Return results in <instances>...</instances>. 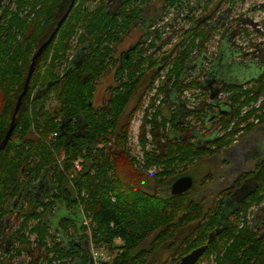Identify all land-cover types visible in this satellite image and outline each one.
<instances>
[{"label":"trees","instance_id":"16d2710c","mask_svg":"<svg viewBox=\"0 0 264 264\" xmlns=\"http://www.w3.org/2000/svg\"><path fill=\"white\" fill-rule=\"evenodd\" d=\"M71 1L18 0V11L29 8L33 18L20 17L6 8L1 15L0 146L10 129L33 57L67 13ZM116 1L77 0L56 38L36 59L28 93L15 119L14 134L0 152V264H9L8 256H19L23 247L30 257L28 264H97L93 244L116 251L111 264H150L153 251L141 248L148 239L154 237L153 245L162 246L194 222L193 235L185 238L172 264L200 248L204 254L197 264L211 257H215L216 264H263L264 238L250 226L247 215L263 201L264 159L256 173L258 189L243 198L231 216L224 218L220 207L205 217L190 194L160 195L146 189L150 181L171 188L172 182L184 174L181 166L186 169L213 153L197 149L190 140L178 136L181 129L187 128L181 126L169 99L163 100L168 116L163 112L164 105H153V113L146 110L139 138L141 161L128 146L132 117L142 104L138 101L132 106L131 102L139 96L142 82L151 75L156 81L164 72L170 85L167 87L177 95L184 89L199 88L201 83L197 81L190 86L181 81L193 76L191 66L201 57L196 53L207 48L225 15L217 8L210 14L204 12V23L200 19L193 24L180 37L181 42L163 53H168L166 61L154 56V42L144 46L139 43L118 59L117 45L156 0H123L114 8ZM167 1L176 9V2H181ZM212 20L213 28L207 25ZM244 33L250 34L247 29ZM75 51L80 61L63 77ZM116 67L121 84L113 88L107 108L97 109L93 105L97 84ZM223 90L229 93L232 110L220 126L232 131L216 142L219 151L232 144L236 136L264 125V67L258 78L240 85L227 84ZM51 96L57 103L55 108L48 106ZM260 101L259 107L242 113L244 107ZM202 106L207 105L203 102ZM199 112L197 109L187 114H196L198 119L204 116ZM255 120L259 122L255 124ZM146 124H150V132ZM168 124L173 132L167 133ZM79 159H83L82 168L74 178L71 174ZM153 168L156 171L149 174ZM46 175L56 185L47 201L31 190ZM58 207L69 210L71 217L54 224L49 218ZM85 217L91 219L92 230L84 225ZM33 234L37 247L31 244Z\"/></svg>","mask_w":264,"mask_h":264},{"label":"flooded vegetation","instance_id":"af4514ba","mask_svg":"<svg viewBox=\"0 0 264 264\" xmlns=\"http://www.w3.org/2000/svg\"><path fill=\"white\" fill-rule=\"evenodd\" d=\"M17 1L18 0H0V20H1V15L2 14L4 15L5 8L10 10V11H15L16 13L19 14L20 17H24V16L28 15V16H31V18H33L35 16L32 13L31 9H29V8L24 9L26 7H21L20 10L18 11V7L15 4ZM181 1H183V0H181ZM176 3L179 4V2H176ZM113 5H115V3H113ZM217 7H218V5L216 6V8ZM114 8H115V6H114ZM147 8L145 9L144 18L142 19V21L139 23H136V25L130 30V32L127 34V36H125L123 38V40L120 42V44L117 45L116 57L118 59L124 57L125 54H127L132 49H134L137 46V44L141 43V46H144V45H147L148 42H152L151 37L154 34L156 36L157 26L155 27V25H156L157 20L149 17ZM3 9H4V11H3ZM192 9H194V8H190V10H192ZM169 10H175L176 11V10H180V8H178V7H177V9L175 7L171 8L169 5V8L165 11V13L167 14ZM221 10H222V7L220 8L219 13L222 12L221 15H225V18L221 19L222 20L221 21V23H222L221 29H223L225 27L224 25H227V20H228V16H229V15L227 16L226 14L231 9L227 8L223 11H221ZM229 14H230V12H229ZM203 17H204V15L202 17H199L197 20L192 21L193 24L198 22ZM190 19H192V18H190ZM240 20H242V19H239L238 21H240ZM233 21H236V20L232 19L231 24L228 25L230 32H232V33H229L230 36H228L224 40V38H225V34H224L221 36V38L219 40V41L223 40L224 42L222 41V43L220 42L221 44L219 43V47H218L217 55H216L218 57L213 58V57H210V55L207 56L206 60L210 61L212 64L210 66H208L206 73L198 74V75H194V73H193V76L189 77L190 81H192V80L195 81L194 77L202 75V77L200 78V81H197L198 84L201 83L200 84L201 88L200 87L199 88L193 87L192 89H187V90L184 89V91L180 95H177V93H175L169 87H167V85L168 86H170V85L168 83V80L166 81V75H164L160 81H159V78L156 81H154L155 79L151 75L150 79L146 78L142 82V84L139 88V91L137 92L140 94V99H141V100L138 99V101L143 103V105L145 104V97L152 94V96L149 97V99H150L149 104L147 106H145V108L141 104V106L143 108H139L137 110V112L134 114V116L132 117L131 126H130V129H131L133 120L135 123L136 114L139 111L143 110V116L141 119V123L138 126V128H139L138 142H139V138L141 136V130L145 126L144 117L146 114V110H148L149 113H153L154 109L152 108V106L154 105L156 108L162 107L164 105L163 100L165 98H167L170 100L169 106L174 105L173 108L176 110L175 114L178 115V121L181 122V126L187 128L186 131H183L181 129L178 136L182 137L184 141L190 140V143L194 144L197 149H202V150H206V151L207 150L213 151V153L211 152L212 154H209L200 160H196V162L192 165H195L204 159L208 160V162H210V164L212 165L210 170H209V174L206 175V178L204 177L202 179V181H200V182H202V185H204V182L206 179H210V183L214 184V186H215L219 182V179L221 181H223L225 176H231L229 185L223 184L225 187L219 191V194L218 193L217 194L216 193H214V194L213 193L212 194L207 193L209 195V197L207 196L208 199H212V198L216 199V201L214 203L215 204L214 207L211 206V203L209 202L207 204L206 208L204 209L201 206V204L199 202H197V200L192 196L194 193V190L196 188L195 178L191 175H186L187 169L189 168V166H192V165L189 164L186 169L183 168V166H181V169H183L184 174L181 177H179V178H182V177H191L192 178V180H193L192 187L187 192H185L181 195L190 194L192 199L194 200V202L197 203V206L201 208V211L203 212L202 216H205V217L212 210H214V209L218 210L220 207H221V213L225 216L224 218L231 216L232 213H234V211L238 209L239 203L242 201V199L243 198L246 199L249 195H251L253 192H255L258 189L257 188V182H256V178H257L256 173L258 172L259 166H261L263 164V159H264V152H263V148H262L263 140L261 138L262 136L259 134V131H258V130L263 131L264 125H259L258 127H256V129H255L256 131L254 130V132H252V133H249V134L245 133L242 136H240L241 134L236 136L235 139L233 140L232 144H230L226 148L222 149L221 151H219L217 148L216 142L219 143V141L224 137V135H226L227 132L232 131V128H229L226 131H224L220 126V122L222 121V119L225 118L226 116H228L232 110L231 105H230L229 100H228L229 93L225 92L223 90V87H225L227 84H233V85L244 84L245 82H247L251 79L258 78L261 75V73L263 72V67H264V47L260 48L259 45L255 46V47L253 46V48H254L253 54H247L248 56H250L249 58H247L248 63H243L240 61L236 62L233 60L234 55L239 56V57L243 56V53L241 52L242 48L232 50L230 48L231 43L227 42L226 40L231 39V37L233 38V35L235 36V35L243 34L245 36V38H248L250 35V34L246 35L244 33L245 29H247V28H240L241 24H238L237 21L236 22H233ZM211 22H213V20L208 21L207 25L209 27L213 28V24ZM263 22H264V20H263ZM202 23H204V19H201V24ZM260 30H261L260 27H258V29L254 28V30H252V32L255 33L256 35H263L264 36V30H261V31ZM152 31H154V33ZM219 32H220V30H218V32H216V33L218 34ZM155 36H154V38H155ZM155 39H158V38H155ZM124 41H130V42L135 41V43L133 45L130 44L129 47L127 48V50L120 51L119 47ZM210 43L207 45L206 49L202 50L201 52H197L196 55L202 56V55H204L203 53L207 54ZM155 44L157 45V43H155ZM163 45L164 44L162 42L161 45H157V47L155 49H152V50L154 52L155 57H160V58L164 57L162 60L166 61L168 59V56H167L168 53L165 54V56H164V54H163L164 52H161V50L163 49ZM258 51H259V53H258ZM79 55H80L79 52H77V51L73 52V55L71 56V59H70L71 63H69V68H68L67 73H69L71 71L73 66L78 65L77 63H79V61H80ZM162 60H161V62H162ZM118 62H119V60H118ZM251 65L252 66L254 65L256 68H258L260 73L255 77L253 76V77L247 78L248 76L247 75L245 76L243 70L241 71V70H239V68L242 67L243 69H248V68H251ZM162 67H163V65L160 66V68H162ZM214 67L216 68V70L214 72L215 75H213V74L209 75V71L212 70ZM236 71L238 73H240V77L233 79L230 74H233V72H236ZM67 73H64L65 75L63 74V77L66 76ZM118 73L119 72H117V67H116V68L108 71L103 76V78H101L99 80V82L97 84V88L98 89L101 88V89L97 93V95H95V99H94V103H93V105H95L97 107V109L107 108L108 103L111 100L110 96L112 95L113 88L120 86V84H121L120 79H122V77L119 78L120 75H118ZM213 77H215L216 79H210V80H216L215 82L209 81L207 84L202 86V82H205L209 78H213ZM108 78L114 80V82L110 85H108L109 84L108 83L107 84L108 86L105 85L106 87H103L104 81ZM185 78H188V77L185 76ZM144 82H146V86L143 88L142 85ZM99 85H101V86L99 87ZM151 85H153V86H151ZM162 86L165 88V90H164L165 92L161 91ZM150 87H151V90H149ZM205 87H207L209 89V93H210L209 97L211 99V102H208L207 100L200 101V102H205V104L207 105V106H205V108L202 105L199 106V104L197 106H193L192 108L189 107L187 104L188 102L185 100L183 94L187 95V93H188V96L190 97L189 92L198 89L199 92L202 93V95H203V94H205L203 92V90L206 89ZM154 91H155V94H154ZM169 94H171V95H169ZM98 95H100L99 101H98V97H99ZM161 95L163 97H161ZM222 95H226V99H227L225 102H223L224 104H221L220 102H218V98ZM211 96H213V98H211ZM197 97L198 96H195V98H197ZM158 98L160 99L159 101H158ZM175 99H177V101ZM134 100L135 99L132 100L131 105H132ZM261 101L258 102L256 105H255V102H252L251 104L253 105V107L250 106L249 109H252L255 106L259 107ZM178 103L184 104L187 107H189V111H191V110L194 111V110L199 109L200 112L198 114H200V115L203 114L204 116H202L201 118L199 117L197 119L196 114L188 115L187 114L188 112L186 111L187 110L186 106H183V109L178 110ZM164 106H167V105H164ZM164 106H163V108H164ZM181 110H182V112H181ZM14 113H15V111H14ZM128 113H129V110L127 109V111L124 115V116H126L125 121L127 120V117L129 115ZM242 113L244 114L246 112H242ZM149 119L151 120L152 118H149ZM191 119L195 120L196 122L193 123ZM12 120H13V116H12ZM209 121H211L212 124H215L216 127L208 126V128H206L205 130L207 132H209V130H210L211 134H210V136H208V138L203 139L202 137H200L201 131L199 130V128H203L202 124L204 122H209ZM258 122H259L258 120L254 121L255 124H257ZM198 125L200 127L196 128ZM146 126H147V130L150 132V129H151L150 124H146ZM14 131H15V129H14ZM14 131H13L12 135L14 134ZM170 132H173V131H172V128L170 129V125L168 124L167 125V133H170ZM241 133H243V131ZM12 135H11V137H12ZM129 135H130V133H129ZM128 139H129V137H128ZM139 144H140V142H139ZM263 145H264V143H263ZM140 147H141V144H140ZM214 150H215V152H214ZM141 152H142V149H141ZM223 156L227 157L228 160H225V159L221 160V158ZM136 158L138 159V157H136ZM219 162H222L223 166L220 167L221 163H219ZM179 178H177L174 182H172V185ZM172 185H171V192H172ZM46 186L48 188L44 189L43 187H46ZM55 188H56V185H54L52 178L50 176L46 175V178L43 180V182L42 181L37 182L35 186L31 187V190H34L35 194L38 197L41 194V191H43V189L48 190L49 195L47 194V196H45L46 199L44 198L45 201H47L48 200L47 198H50L52 196V193L55 190ZM172 195H174V194L172 193ZM181 195H179V196H181ZM262 197H263V201L259 204V206H254L249 210L248 215H247V220L249 221L250 226L253 227L255 229V231H257L259 236L264 238V192H262ZM39 198H41V197H39ZM55 209H57V208H55ZM205 210H206V212H205ZM251 213H253V214H252V217L250 218ZM53 218H54V211L51 213L49 221H52ZM83 245H84V242H83ZM196 251H197V253H199V251H200V253H199L200 256H199V258L195 264H197L199 262V260L202 258V254H204L203 248H200L198 250L195 249L193 252H196ZM193 252L184 256L178 264H180L185 257L191 255ZM211 259L215 260V257L214 258L211 257ZM214 264H216V262Z\"/></svg>","mask_w":264,"mask_h":264},{"label":"rangeland","instance_id":"374dc122","mask_svg":"<svg viewBox=\"0 0 264 264\" xmlns=\"http://www.w3.org/2000/svg\"><path fill=\"white\" fill-rule=\"evenodd\" d=\"M123 0H117L115 2V5H113V7L119 3H121ZM178 5V8H180V10H169L168 13L166 14L165 11L169 8V2L166 0H156L152 3V5H150V7L147 8L148 10V14L150 18H153L155 20H157L155 27L157 26V34L159 35L160 38L155 39L154 36L155 34L151 37L152 42L157 43V45H161L162 41L165 40L166 44L163 45V49L161 50V52H165L168 49H170L176 42H181L179 39L180 37L189 29L192 28L193 22L190 21V18H192L193 20H197L199 17H202L203 15L205 16L204 12H208L209 14L212 12V10H216V6L218 5V10L221 8L222 6V10H225L227 8H233L235 7V9H231L229 10V12L226 14L228 16V20H227V25H224L225 27L223 29H219L220 32L217 34L215 33L214 36L212 37L211 43L209 45L208 48V53L204 55H202L201 57L197 58L196 62L192 65L191 67V73H194V75H198V74H203L206 73L208 66H210L212 63L210 61H207L206 58L207 56L210 55V57L213 58H217V50L219 47V43L222 41H219L221 36L225 34V38L224 40L230 36L229 33L230 32L228 25L231 24L232 19L236 20L238 24L240 25V28H247L250 35L248 38H245V36L243 34L241 35H233V38L231 37V39H229V43H231L230 48L232 50L235 49H239L242 48L241 52L243 53V56L239 57V56H235L233 57V60L236 62H243V63H248V59L250 56H248L247 54H253L254 53V48L253 46H257L259 45L260 48L264 47V36L263 35H256L255 33L252 32V30L258 29V27H260L261 30H264V0H243L240 1L238 0L237 2L235 0H183L181 2L176 3ZM190 8H194L192 10H190ZM217 12V11H216ZM233 12V13H232ZM230 17V18H229ZM239 19H242L240 21H238ZM233 21V22H236ZM252 21L253 25L250 24L249 22ZM198 23V22H196ZM239 26V25H238ZM153 29V28H152ZM260 30V31H261ZM154 33V31H152ZM82 31L79 32V34H81ZM152 33V34H153ZM188 41H192V39L188 38ZM198 41V40H197ZM196 41V43H197ZM77 42V38H75L73 40L72 46L75 47ZM224 42V41H223ZM135 43V41L130 42V41H124L120 47L119 50H127V48L129 47V45H133ZM220 43V44H221ZM194 46H196V44H194ZM195 50L198 51L195 47ZM259 53V51H258ZM73 55V53H72ZM71 55V56H72ZM213 55V56H212ZM245 68V67H244ZM239 70H243L245 76L247 75L249 77H255L257 76L260 71L258 68H256L254 65H251V68L248 69H243L242 67L239 68ZM204 71V72H203ZM165 75V73H162L161 76L159 77V81L162 79V77ZM231 77L233 79H236L237 77H240V73L233 72V74H230ZM242 75V74H241ZM188 77V76H187ZM202 77V75L200 76H196L195 81H200V78ZM155 78V77H154ZM155 81V80H154ZM114 82V80L112 79H106L103 83V87H106L105 85H110ZM192 81H190L189 77L186 79H182L181 83L182 85H188L190 84ZM107 85V86H108ZM101 85H99L100 87ZM146 86V82L143 83L142 87L144 88ZM101 88H97L96 94L100 91ZM203 92L205 94L202 95V93L199 92V90H194L189 92L190 97L187 95L183 94L185 100L188 102V106L189 107H193V106H197L199 104L202 105L203 102H200L202 100H207L208 102H211V99L209 97V89L206 87L205 90H203ZM155 94V91H154ZM171 95V94H169ZM98 101L100 100V95H98ZM140 96V94H139ZM138 96V97H139ZM152 96L148 95L145 97V104L142 106L145 108V106H147L149 104V97ZM195 96H198L197 98H195ZM138 97L135 98V100L133 101L132 105L135 106L138 103ZM161 97H163L161 95ZM188 97V98H187ZM97 99V98H96ZM160 99L158 98V101ZM177 101V99H175ZM226 99V95H222L218 98V102H220L221 104H224L223 102H225ZM97 101V100H96ZM48 106H52L55 108V106H57V103L55 102V99L53 96H51V98L49 99L48 102ZM141 106V108H143ZM252 106V104H251ZM187 107V108H189ZM249 110V107L246 106L243 108L242 112H247ZM163 112L165 113L166 116L169 115V110H168V106H164L163 108ZM143 116V110L139 111L136 116H135V123L133 120L132 123V127L130 129V135H129V139H128V146L131 148L132 150V154L136 157H138V159L141 161L143 159V155L141 152V147L140 144L138 142V134H139V124L141 123V119ZM192 120V119H191ZM192 122H196L195 120H192ZM208 126H213L216 127L215 124H212L211 121L209 122H204L202 124L203 128H199L200 126L198 125L196 128H199V130L202 132H200V137H202L203 139L208 138V136H210L211 131L209 130V132H207L205 129L208 128ZM259 131V134L262 136V140L264 143V128L263 131ZM147 138L149 140H152L151 137L149 135H147ZM262 143V148H263V152H264V145ZM150 148V146H149ZM229 154V153H228ZM228 160L227 157L223 156L221 158V160ZM220 160V161H221ZM62 162V161H61ZM82 162L83 159H79L77 162H75V168L73 173L71 174L72 176H76V174L78 172H80V170L77 169V165H79L82 168ZM220 167L223 166L222 162H219ZM211 164L210 162H208V160H202L201 162H198L195 165L189 166V168L186 171V175H191L195 178V190L193 193V197L197 200V202H199L201 204V206L205 209L207 204L210 202L211 206L214 207V203L216 201L215 198L212 199H208L207 196L209 197V194H214V193H218L219 191L222 190L225 186L224 185H229L230 183V178L231 176H225V178L223 179V181H221L219 179V182L214 186V184L210 183V179H206L204 182V185H202V179L205 177L206 175L209 174V170L211 168ZM155 168L149 170V174H153V172H155ZM70 182H72L73 178L69 179ZM232 181V180H231ZM222 182V183H221ZM168 183H171V181L169 180ZM224 184V185H223ZM49 185V184H48ZM161 185V184H160ZM162 186V187H161ZM161 186H155L152 181H150L148 183V186L146 187V189L149 192H157L160 195H168V194H172L171 192V188L166 187L164 185ZM44 189L48 188L43 187ZM41 191V194L39 195V197L41 198H45V196H47L48 190H44ZM219 196V195H218ZM213 204V205H212ZM212 207V208H213ZM56 211V212H55ZM206 212V210H205ZM254 213V212H253ZM250 215V218L252 217V214ZM71 212L69 210H63L60 209L59 207L57 209L54 210V218L52 219V222L54 224H56L61 218H67V217H71ZM75 218V217H72ZM84 225L88 228L92 230V221L91 219H89L88 217H85V223ZM196 227V222L188 225L187 227L183 228L182 230H180L179 232H177V234L174 235L173 237V241L171 242H167L166 244L157 247L158 245H153V241H154V237L148 239L143 245H142V249L147 250V251H153L152 257H151V261L150 264H172L173 260L177 258V255L179 254L181 247H182V243L184 242L186 237L192 236L194 229ZM16 228H18V225H16ZM36 238V234H33L31 236L32 239V245L34 247H37V241H35L34 239ZM118 244H120V241L118 240L116 243V246H118ZM153 246V248H152ZM25 247H23L21 250V254L18 256L16 255V253H12V255H14V258H10V256H8V259L10 260L9 264H28L30 262V257L27 255V253L24 251ZM115 252L113 249H108L106 246L101 249V248H97L94 246L93 244V249H92V253L94 255V257L96 258V263L100 264V262H106V264H111L112 259L114 258ZM97 258L99 259V261L97 260ZM201 264H214L215 260L214 259H209L207 261L200 262Z\"/></svg>","mask_w":264,"mask_h":264},{"label":"water","instance_id":"95a60500","mask_svg":"<svg viewBox=\"0 0 264 264\" xmlns=\"http://www.w3.org/2000/svg\"><path fill=\"white\" fill-rule=\"evenodd\" d=\"M77 0H72L71 1V4H70V7L67 11V13L64 15V17L59 21L57 27L55 28V30L52 32L51 36L49 37V39L39 48L38 52L36 53V55L34 56L33 60H32V64H31V69L28 73V77L26 79V82H25V86H24V90L23 92L20 94L19 98H18V101H17V105H16V109H15V113L13 115V120H12V123H11V127L3 141V143L1 144L0 146V152L5 149V147L7 146L10 138H11V135L15 129V118H16V115L18 114L19 110H20V107L22 105V102H23V98L27 95L28 93V89H29V84H30V81L32 79V76H33V73H34V68H35V63H36V59L43 53V51L49 46L51 45V43L53 42V40L56 38L59 30L61 29L62 25L64 24V22L66 21V19L68 18L70 12L72 11V9L74 8L75 6V3H76ZM264 6V5H263ZM219 16H221L219 14ZM250 24L253 25V22L250 21L249 22ZM254 26V25H253ZM77 57V56H76ZM215 70L216 68L214 67L212 70L209 71V75H215ZM68 74V73H67ZM210 79H216L215 77L213 78H209L208 80H206L205 82H202V86H204L205 84H207L209 81H216V80H210ZM206 88V87H205ZM211 98H213V96H211ZM183 106H186L184 104H181V103H178V110L179 109H183ZM186 111L189 112V108H187L186 106ZM182 112V110H181ZM192 184H193V180L191 177H182V178H179L173 185H172V193L174 195H181L185 192H187L191 187H192ZM200 254L196 252H193L191 255L185 257L182 262L180 264H195L196 261L198 260Z\"/></svg>","mask_w":264,"mask_h":264},{"label":"built area","instance_id":"2783aa9c","mask_svg":"<svg viewBox=\"0 0 264 264\" xmlns=\"http://www.w3.org/2000/svg\"><path fill=\"white\" fill-rule=\"evenodd\" d=\"M77 169L81 170V167L79 165H77ZM84 223H85V218H84Z\"/></svg>","mask_w":264,"mask_h":264}]
</instances>
